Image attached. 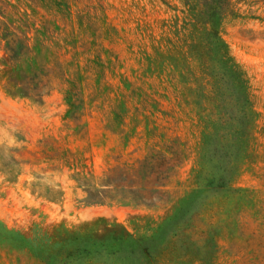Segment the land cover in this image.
I'll return each instance as SVG.
<instances>
[{
  "label": "rangeland",
  "instance_id": "374dc122",
  "mask_svg": "<svg viewBox=\"0 0 264 264\" xmlns=\"http://www.w3.org/2000/svg\"><path fill=\"white\" fill-rule=\"evenodd\" d=\"M0 22L37 40L0 36V264H264V0H0Z\"/></svg>",
  "mask_w": 264,
  "mask_h": 264
},
{
  "label": "trees",
  "instance_id": "16d2710c",
  "mask_svg": "<svg viewBox=\"0 0 264 264\" xmlns=\"http://www.w3.org/2000/svg\"><path fill=\"white\" fill-rule=\"evenodd\" d=\"M47 21H45L44 23H42L40 25V28H34V25H31V30L33 31L34 35H37V33H41L43 35H46V31H47V25L49 23H46ZM22 31V30H21ZM26 33L22 34V38H18L14 33L9 31V27L5 24L0 22V36L4 42V47H5V52L9 55V58H14V57H18L21 59H24L25 56H27L28 54L31 53V51L34 48V43H32V45L29 44V42L32 40L33 42L37 41L36 40V36L35 38H27ZM39 44L43 49H46V47H44V43L41 41V39H39ZM32 75H34V72H31ZM67 85H69L70 83H72L71 79H67L66 80ZM73 85V84H72ZM50 84L48 85V83L46 82L42 87H38L36 85L34 86H29L28 84H23L21 85V87H17L16 85H14V83L9 82L8 85L5 87V91L9 94V95H21L22 97L29 99L32 102H41L43 96L45 94H48L52 89L51 87H49ZM9 177H7L8 179H12V173H10V175H7ZM51 201H55L57 199L52 198L50 199ZM91 202H98V203H105L107 201L113 200L112 197H100V198H95V199H90Z\"/></svg>",
  "mask_w": 264,
  "mask_h": 264
}]
</instances>
